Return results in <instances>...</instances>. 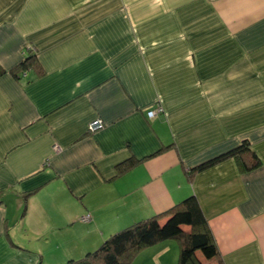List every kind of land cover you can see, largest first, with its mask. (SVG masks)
Returning <instances> with one entry per match:
<instances>
[{
  "label": "crops",
  "instance_id": "crops-1",
  "mask_svg": "<svg viewBox=\"0 0 264 264\" xmlns=\"http://www.w3.org/2000/svg\"><path fill=\"white\" fill-rule=\"evenodd\" d=\"M0 67V264L80 260L190 197L223 264H264V0H0ZM243 141L255 170L193 171Z\"/></svg>",
  "mask_w": 264,
  "mask_h": 264
},
{
  "label": "trees",
  "instance_id": "trees-1",
  "mask_svg": "<svg viewBox=\"0 0 264 264\" xmlns=\"http://www.w3.org/2000/svg\"><path fill=\"white\" fill-rule=\"evenodd\" d=\"M35 59V55L27 57L12 73L18 76L17 72L34 68ZM3 73L0 67V75ZM231 159L236 160L244 172L255 170L261 165L260 158L253 151L251 144L243 141L238 147L197 166L193 171L202 172ZM138 163L137 160L129 159L119 164L116 167V175L125 174ZM173 240L180 243L178 264H223L218 246L196 197L184 200L165 214L142 220L117 232L84 258L69 260L66 264H133L144 250Z\"/></svg>",
  "mask_w": 264,
  "mask_h": 264
},
{
  "label": "built area",
  "instance_id": "built-area-1",
  "mask_svg": "<svg viewBox=\"0 0 264 264\" xmlns=\"http://www.w3.org/2000/svg\"><path fill=\"white\" fill-rule=\"evenodd\" d=\"M161 112H162V108L161 107H157L156 109H154V110L149 112V118H154ZM104 128H105V125H104L103 121L100 120V119H97V120L93 121L89 125L88 129H89L90 133H95V132H98V131H100V130H102ZM54 149L57 150V151L59 150L57 146H55ZM87 219L84 218V220H87Z\"/></svg>",
  "mask_w": 264,
  "mask_h": 264
},
{
  "label": "rangeland",
  "instance_id": "rangeland-1",
  "mask_svg": "<svg viewBox=\"0 0 264 264\" xmlns=\"http://www.w3.org/2000/svg\"><path fill=\"white\" fill-rule=\"evenodd\" d=\"M178 261H179V259H178ZM133 264H134V263H133ZM137 264H139V262H138Z\"/></svg>",
  "mask_w": 264,
  "mask_h": 264
}]
</instances>
